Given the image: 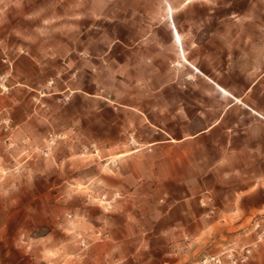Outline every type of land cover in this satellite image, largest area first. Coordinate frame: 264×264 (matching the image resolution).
<instances>
[{"label": "rangeland", "instance_id": "374dc122", "mask_svg": "<svg viewBox=\"0 0 264 264\" xmlns=\"http://www.w3.org/2000/svg\"><path fill=\"white\" fill-rule=\"evenodd\" d=\"M218 120L170 229L183 264H264V0H0V264H153L167 197L134 168Z\"/></svg>", "mask_w": 264, "mask_h": 264}, {"label": "crops", "instance_id": "0c3cea01", "mask_svg": "<svg viewBox=\"0 0 264 264\" xmlns=\"http://www.w3.org/2000/svg\"><path fill=\"white\" fill-rule=\"evenodd\" d=\"M172 7V6H171ZM173 9V8H172ZM174 13V10H173ZM176 30L175 40L177 42L178 32ZM181 36V35H180ZM181 43L183 45V40L181 37ZM184 49V48H183ZM185 52V51H184ZM186 56V52H185ZM187 60V57H186ZM188 62V60H187ZM21 64L28 63V60L22 58L20 60ZM195 70L198 71L197 68L193 67ZM222 93L229 94L225 89L219 87ZM16 93L20 95L21 100L14 99V103L18 104V108H22L26 104V100L24 99L27 96V91L24 89H17ZM23 96V100H22ZM6 99V98H5ZM238 102L240 100L236 99ZM24 120V119H21ZM221 120H218L216 123L207 126L199 133L192 135L190 137L179 138V139H171L170 141H163L159 143H155L154 148L152 150V154L149 157L161 158L155 162V164L149 166L140 165L135 166L133 173L140 174V173H148V181L147 185L151 187V190H155L156 194H163V196L167 197L163 206L156 207V214H155V227H154V236L158 237L160 235L167 237V246L159 248H151L147 247L146 249H150L149 252L152 253L151 260L153 264H183L182 262V252L180 250L181 244H177V238H181L184 235L182 232L179 233L173 232L170 228L171 225L174 223H178L179 226L186 225L188 221H194V217L191 213V206L187 199H182L184 195H187L188 190H192L195 186L193 182H195V178L190 176V172L188 170V163L184 160V157H188L182 150V148L190 144L193 140L196 142L209 140L210 137L208 136L209 132L212 131L217 127ZM249 122L251 120H248ZM246 134L244 133V138ZM241 135L236 133H231L230 129L225 130V139L230 142L232 140L240 139ZM171 143H175V145H171ZM171 150V151H170ZM163 153V154H162ZM162 155V157H160ZM228 158H225L223 154L219 153L218 156V163L221 165L229 164L227 161ZM146 169V170H143ZM140 177V176H139ZM134 219V218H133ZM196 220V219H195ZM128 223V218H126ZM128 225V224H127ZM119 231H116L114 241L115 243H122L121 235ZM175 237V239H174ZM173 238V240H171ZM172 241H174L172 243ZM141 246L136 245L135 247L131 248V251H135V253L140 252ZM145 249V248H143ZM142 251V253H144ZM96 255L94 258L95 261H98L100 264H105L108 260L109 256L114 254H118L120 256L124 253V247L116 246L115 249L111 252L105 251H95ZM179 256L178 260L175 261H167V256ZM160 261V263H159Z\"/></svg>", "mask_w": 264, "mask_h": 264}, {"label": "built area", "instance_id": "2783aa9c", "mask_svg": "<svg viewBox=\"0 0 264 264\" xmlns=\"http://www.w3.org/2000/svg\"><path fill=\"white\" fill-rule=\"evenodd\" d=\"M5 62H7L5 60ZM52 138V137H51ZM229 259L231 260V262L233 264H238V261L234 259V257L232 255L229 256ZM207 263L213 262V263H217V264H222V260L218 257H212L209 260L206 261Z\"/></svg>", "mask_w": 264, "mask_h": 264}, {"label": "bare ground", "instance_id": "6f19581e", "mask_svg": "<svg viewBox=\"0 0 264 264\" xmlns=\"http://www.w3.org/2000/svg\"><path fill=\"white\" fill-rule=\"evenodd\" d=\"M177 43L182 47L183 59L185 60V62H187L186 56H185V52H184V49H183V45H182V43L180 41V37L177 38Z\"/></svg>", "mask_w": 264, "mask_h": 264}]
</instances>
